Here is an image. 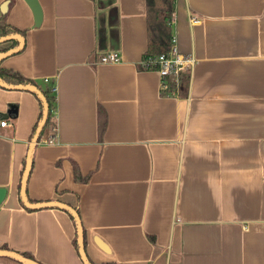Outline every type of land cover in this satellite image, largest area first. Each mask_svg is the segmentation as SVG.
<instances>
[{"label":"crops","instance_id":"crops-1","mask_svg":"<svg viewBox=\"0 0 264 264\" xmlns=\"http://www.w3.org/2000/svg\"><path fill=\"white\" fill-rule=\"evenodd\" d=\"M38 2L34 26L25 0H0V18L24 31L0 42L22 43L0 71L54 96L41 134L52 142L31 149V204L76 207L94 263L264 264V0H174L171 35L194 60L185 94L141 66L147 0ZM109 51L121 60L99 62ZM18 87L0 80V249L83 264L68 211L21 200L41 105Z\"/></svg>","mask_w":264,"mask_h":264},{"label":"trees","instance_id":"trees-1","mask_svg":"<svg viewBox=\"0 0 264 264\" xmlns=\"http://www.w3.org/2000/svg\"><path fill=\"white\" fill-rule=\"evenodd\" d=\"M173 10H174V0H147L148 48H147L146 55L144 57L160 54L162 52L167 51L168 48L170 47L172 43L171 24H172ZM13 34H19L22 36L24 35V31H20L19 29H16L15 27H12L11 25L7 24L4 20V17L0 18V38L7 37ZM98 41L100 45H102V43L104 42V40L101 37H99ZM17 45H18V40L13 39L11 48ZM8 49L9 47L0 48V54L7 51ZM0 80L3 82V84L7 83V84L17 85V86L31 85V86L38 87V85L34 81L20 75L19 73L15 71H0ZM188 80H189L188 74L180 75L179 83H178V92L180 91L179 94H185ZM39 88L38 90L42 93L48 105V116H47L46 123L43 127L44 129L53 116L54 96L52 95L50 91L46 89H42V88L39 89ZM35 95L38 97L36 93ZM39 101L41 105V114H40V121H41L42 116H43L44 107H43L42 101L40 99ZM103 126H104V121L101 125V128ZM42 133H43V130L41 131V134ZM41 134L39 135L37 142L41 140ZM30 161L32 163L31 155H30ZM73 174H74L75 180L77 181H83L86 179V177L81 176L79 169L76 165H73ZM24 190H25V185H24ZM26 199L28 202L31 203V200L29 198L26 197ZM26 208L31 209L30 207H26ZM74 209L76 212H78L76 207ZM68 213L70 214L71 218L75 222V225L77 226L75 216L70 211H68ZM82 234H83V245H84L85 255H86V259L89 264H116L114 262L94 263L93 261H91L86 254V233L83 228H82ZM74 244L79 253L78 228H76Z\"/></svg>","mask_w":264,"mask_h":264},{"label":"water","instance_id":"water-1","mask_svg":"<svg viewBox=\"0 0 264 264\" xmlns=\"http://www.w3.org/2000/svg\"><path fill=\"white\" fill-rule=\"evenodd\" d=\"M25 1L29 5L30 9L33 12L34 26H38L40 24V21H41V7L39 5L38 0H25ZM15 37L19 38L20 40H22V37L20 35L14 34V35H11V36L0 38V42L9 40V39L15 38ZM21 46H22V43H21L20 47ZM20 47H18V48H20ZM18 48L13 49L11 51H7V52L1 54L0 55V59L5 57V56H7V55H9L10 53H12L15 50H18ZM18 88L24 89V90H30V91L35 92L40 97V99H41V101L43 103V107H44L43 117H42L41 122H40V124H39V126H38V128H37V130H36V132L34 134V136H33L32 145L30 146V149H29L27 162H26V165H25V168H24L22 179H21V186H20V197H21V200H22V202L24 203V205L26 207H32V208L60 207V208H63L65 210H67V211H70L75 216L76 223H77L78 237H79V254H80L81 261L83 262V264H89L87 259H86L84 245H83V234H82L81 223H80L79 216H78L77 212L75 211V209L70 207V206H68L65 203L58 202V201H48V202H41V203L31 204L26 199L24 185H25V181H26L27 175H28L29 170H30V166H31V161H30L31 149H32L33 144L37 142V139H38L39 135L41 134V131H42V129H43L45 123H46L47 116H48V105H47V102H46L44 96L38 90L37 87L31 86V85H24V86H19ZM5 194H6V189L3 188V187H0V204L3 201V199L5 197ZM0 255L12 257V258H15V259H17L19 261L27 262L29 264H39V263H37V262L27 258V257H24V256H22V255H20L18 253H15V252H12V251H9V250L0 249Z\"/></svg>","mask_w":264,"mask_h":264},{"label":"built area","instance_id":"built-area-1","mask_svg":"<svg viewBox=\"0 0 264 264\" xmlns=\"http://www.w3.org/2000/svg\"><path fill=\"white\" fill-rule=\"evenodd\" d=\"M121 60L120 55L116 51H109L99 58L101 63H117ZM194 64V60L190 56L181 54L176 46L175 39L172 37V43L167 51L162 52L157 55L143 57L141 61V66L144 69L155 70L160 78L161 82L169 79L174 84L173 93L178 92L179 77L181 74H188L191 67ZM47 81V78L44 79ZM53 92L55 88L51 89ZM9 125L7 120H0V126L4 127ZM43 143H51L52 138H46L41 140Z\"/></svg>","mask_w":264,"mask_h":264},{"label":"rangeland","instance_id":"rangeland-1","mask_svg":"<svg viewBox=\"0 0 264 264\" xmlns=\"http://www.w3.org/2000/svg\"><path fill=\"white\" fill-rule=\"evenodd\" d=\"M39 84L42 86V83L39 82Z\"/></svg>","mask_w":264,"mask_h":264}]
</instances>
